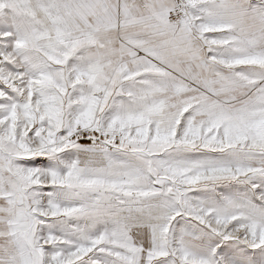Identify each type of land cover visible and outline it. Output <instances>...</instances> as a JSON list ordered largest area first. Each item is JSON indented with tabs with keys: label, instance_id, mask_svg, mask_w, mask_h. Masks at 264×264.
I'll use <instances>...</instances> for the list:
<instances>
[{
	"label": "snow or ice",
	"instance_id": "snow-or-ice-1",
	"mask_svg": "<svg viewBox=\"0 0 264 264\" xmlns=\"http://www.w3.org/2000/svg\"><path fill=\"white\" fill-rule=\"evenodd\" d=\"M0 264H264V0H0Z\"/></svg>",
	"mask_w": 264,
	"mask_h": 264
}]
</instances>
